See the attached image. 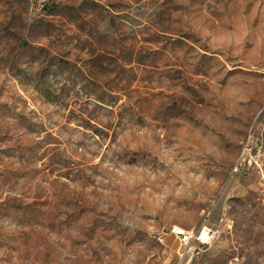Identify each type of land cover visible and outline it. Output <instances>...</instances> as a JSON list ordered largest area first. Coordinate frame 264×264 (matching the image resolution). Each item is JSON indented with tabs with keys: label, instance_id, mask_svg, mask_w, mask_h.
Segmentation results:
<instances>
[{
	"label": "rangeland",
	"instance_id": "rangeland-1",
	"mask_svg": "<svg viewBox=\"0 0 264 264\" xmlns=\"http://www.w3.org/2000/svg\"><path fill=\"white\" fill-rule=\"evenodd\" d=\"M249 128L264 0H0V264H264Z\"/></svg>",
	"mask_w": 264,
	"mask_h": 264
},
{
	"label": "built area",
	"instance_id": "built-area-1",
	"mask_svg": "<svg viewBox=\"0 0 264 264\" xmlns=\"http://www.w3.org/2000/svg\"><path fill=\"white\" fill-rule=\"evenodd\" d=\"M249 128L247 135L241 141L239 149L231 163L230 174H242L252 172L257 178V197L264 206V154H263V136L258 138L251 134ZM206 226L202 225L200 229L192 231L182 227L174 229V234L178 238L180 248L178 250L177 264H190L193 257L199 253L200 247L195 244L207 242L205 236H202L201 230Z\"/></svg>",
	"mask_w": 264,
	"mask_h": 264
},
{
	"label": "crops",
	"instance_id": "crops-1",
	"mask_svg": "<svg viewBox=\"0 0 264 264\" xmlns=\"http://www.w3.org/2000/svg\"><path fill=\"white\" fill-rule=\"evenodd\" d=\"M246 173H248V172H246ZM252 173V172H251ZM253 174V173H252ZM253 176H254V180H255V187L257 188V178L255 177V175L253 174ZM202 251H206V250H202ZM202 251H200L197 255H195L194 257H193V259H196V260H200V259H202V260H207V258H212L213 256L212 255H216V253H209V252H202ZM192 259V260H193ZM198 262V261H197ZM192 262H190V264H191ZM195 264H197L196 262H195ZM224 264H229V262H225Z\"/></svg>",
	"mask_w": 264,
	"mask_h": 264
},
{
	"label": "bare ground",
	"instance_id": "bare-ground-1",
	"mask_svg": "<svg viewBox=\"0 0 264 264\" xmlns=\"http://www.w3.org/2000/svg\"><path fill=\"white\" fill-rule=\"evenodd\" d=\"M201 234H202V236H205V237L211 236V233L209 231H207V229L205 227L202 228Z\"/></svg>",
	"mask_w": 264,
	"mask_h": 264
}]
</instances>
